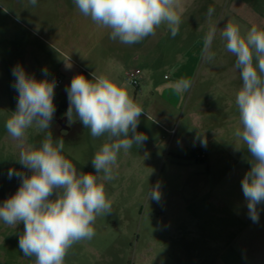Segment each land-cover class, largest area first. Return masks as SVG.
Masks as SVG:
<instances>
[{"label": "rangeland", "instance_id": "obj_1", "mask_svg": "<svg viewBox=\"0 0 264 264\" xmlns=\"http://www.w3.org/2000/svg\"><path fill=\"white\" fill-rule=\"evenodd\" d=\"M58 1L33 6L29 0H0V204L21 183L9 177L10 169L31 175L5 128L18 98L12 69L22 65L38 80L45 78L44 68L49 80L61 77L55 105L75 75L91 79L96 71L128 85L144 110L137 132L147 140L120 153L114 179L105 182L112 212L97 217L95 236L75 244L64 264H264V205L253 222L241 187L250 154L234 136L241 127L235 96L242 80L219 36L227 22L242 29L254 24L252 6L239 4L248 0H182L175 37L161 27L133 45L111 40L108 29L99 40L105 29L96 25L94 44L78 50L68 43L79 42V29L69 28ZM211 27L218 30L210 49L215 56L208 60L204 37ZM133 70L143 73L138 89L126 82ZM181 78L191 80V87L178 94L174 84ZM43 138L30 128L26 146ZM102 141L83 126L78 140L65 142L63 154L79 171L95 174L91 159ZM157 186L159 202L148 200ZM23 230L22 222L10 227L0 221V264H34L19 249Z\"/></svg>", "mask_w": 264, "mask_h": 264}, {"label": "clouds", "instance_id": "obj_2", "mask_svg": "<svg viewBox=\"0 0 264 264\" xmlns=\"http://www.w3.org/2000/svg\"><path fill=\"white\" fill-rule=\"evenodd\" d=\"M38 0H29L35 6ZM79 12L100 28L108 29L109 38L124 45H133L154 36L166 27L172 37L182 23V0H73ZM7 11V9H4ZM214 9L209 7L207 16ZM217 27L204 37L208 60L215 53L211 45ZM225 49L235 57L242 87L235 104L241 127L234 136L242 141L238 148L250 154V169L241 181L249 218L259 220L258 205H264V27L251 25L242 29L239 23L227 22L219 29ZM29 75L22 65L12 69V87L18 93L16 109L5 122L7 134L20 149L18 162L29 170H9L21 183L15 194L0 204V221L10 227L21 222L19 249L34 264H64L69 250L77 243L95 236V221L112 212L106 192V181L114 179L120 153L133 145L141 146L147 136L137 132L143 108L128 91L126 83L108 74L75 75L66 87L69 106L67 116L78 118L90 130L93 139L103 138L91 163L95 174L77 169L63 154L65 141L54 139L50 131L56 112L54 103L56 81ZM191 80L181 78L174 84L178 94L187 92ZM35 127L44 138L38 146H26V133ZM158 186L151 188L147 199L159 202Z\"/></svg>", "mask_w": 264, "mask_h": 264}, {"label": "crops", "instance_id": "obj_3", "mask_svg": "<svg viewBox=\"0 0 264 264\" xmlns=\"http://www.w3.org/2000/svg\"><path fill=\"white\" fill-rule=\"evenodd\" d=\"M244 7L247 8L250 5L252 6L253 10V20L255 25H259L264 27V0H248L247 2H240ZM58 4H61V7L64 8L66 23L68 24L69 28L79 29L80 39L79 42L71 41L68 43V46L74 48L75 50L81 49L82 47H87L94 44L92 39L93 34L95 35L94 31L96 25L90 20L88 23L86 22V18L79 12L76 8L73 0H59ZM98 27V26H97ZM88 28L89 32L86 31ZM103 35V36H102ZM107 29H105L104 34L98 33L99 40L106 38ZM103 37V38H101ZM66 89V88H65ZM65 89L63 90V96L67 95ZM204 158L207 159V156L204 154Z\"/></svg>", "mask_w": 264, "mask_h": 264}, {"label": "flooded vegetation", "instance_id": "obj_4", "mask_svg": "<svg viewBox=\"0 0 264 264\" xmlns=\"http://www.w3.org/2000/svg\"><path fill=\"white\" fill-rule=\"evenodd\" d=\"M56 106L50 131L54 139L62 138L65 142L71 140L76 141L82 132L83 125L75 116L72 115L71 119L67 116V109L69 106L68 97L64 95Z\"/></svg>", "mask_w": 264, "mask_h": 264}, {"label": "built area", "instance_id": "obj_5", "mask_svg": "<svg viewBox=\"0 0 264 264\" xmlns=\"http://www.w3.org/2000/svg\"><path fill=\"white\" fill-rule=\"evenodd\" d=\"M142 77H143V73L140 70H133L126 74V82L129 83L134 88L138 89ZM55 81L57 88L62 87L63 80L61 77H56Z\"/></svg>", "mask_w": 264, "mask_h": 264}, {"label": "trees", "instance_id": "obj_6", "mask_svg": "<svg viewBox=\"0 0 264 264\" xmlns=\"http://www.w3.org/2000/svg\"><path fill=\"white\" fill-rule=\"evenodd\" d=\"M198 153H200V155H202V154H201V151H199ZM203 162L206 163V162H207V159L204 158V159H203Z\"/></svg>", "mask_w": 264, "mask_h": 264}]
</instances>
